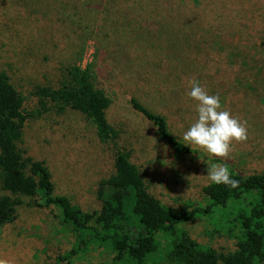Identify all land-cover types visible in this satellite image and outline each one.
<instances>
[{
    "label": "rangeland",
    "instance_id": "rangeland-1",
    "mask_svg": "<svg viewBox=\"0 0 264 264\" xmlns=\"http://www.w3.org/2000/svg\"><path fill=\"white\" fill-rule=\"evenodd\" d=\"M74 64H92L96 86L112 100L107 118L118 137L103 142L86 114L50 103L27 120L19 147L44 161L55 193L83 210L101 208L100 184L115 173L119 150L138 165L150 193L177 209L207 203L202 188L213 165L264 172V0H0V70L28 111L38 108L36 89L59 87ZM191 79L247 122L248 140L233 142L227 159L196 145V153L177 154L131 103L135 97L166 115L183 140L198 116L187 95ZM22 199L15 219L0 226L2 264H113L103 248L78 250L82 238L60 208ZM183 228L218 251L236 249L237 238L214 232L206 217Z\"/></svg>",
    "mask_w": 264,
    "mask_h": 264
},
{
    "label": "trees",
    "instance_id": "trees-1",
    "mask_svg": "<svg viewBox=\"0 0 264 264\" xmlns=\"http://www.w3.org/2000/svg\"><path fill=\"white\" fill-rule=\"evenodd\" d=\"M35 95L38 108L28 111L22 92L0 70V189L5 191L0 197V226L15 219L17 207L25 203L22 196H29L39 206L61 209L82 238L78 250L103 248L113 255V264H264V172L245 175L233 170L236 187L210 182L202 188L205 205L190 203L177 209L150 193L138 165L119 150L115 173L100 184L101 208L85 211L69 196L55 193L48 166L24 156L19 143L27 120L49 111L50 103L59 112L70 107L86 114L101 141H114L118 132L107 118L112 100L96 86L92 64L70 66L59 87L39 86ZM131 103L177 154L199 151L176 135L166 115L135 97ZM248 197L252 199L247 204ZM198 217L208 218L214 232L236 237V249L218 251L194 239L183 225Z\"/></svg>",
    "mask_w": 264,
    "mask_h": 264
},
{
    "label": "clouds",
    "instance_id": "clouds-1",
    "mask_svg": "<svg viewBox=\"0 0 264 264\" xmlns=\"http://www.w3.org/2000/svg\"><path fill=\"white\" fill-rule=\"evenodd\" d=\"M187 95L197 101V119L183 134L186 145H196L208 154L227 159L233 151V142L248 140L247 122L234 117L229 110H222L219 95H211L196 79L189 80ZM208 179L215 184L236 187L238 181L231 178L224 164H217L208 170ZM2 264V262H0Z\"/></svg>",
    "mask_w": 264,
    "mask_h": 264
}]
</instances>
